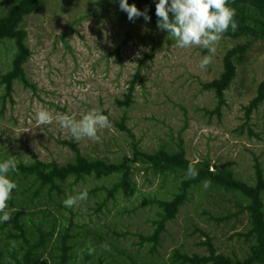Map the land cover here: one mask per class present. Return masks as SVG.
<instances>
[{"label":"rangeland","instance_id":"1","mask_svg":"<svg viewBox=\"0 0 264 264\" xmlns=\"http://www.w3.org/2000/svg\"><path fill=\"white\" fill-rule=\"evenodd\" d=\"M17 1L0 0V16ZM23 26L31 53L24 68L35 89L14 83L6 97L0 86V160L27 162L34 155L44 162L64 164L74 157L66 145L72 141L88 158L119 162L131 153L126 133L110 124L98 131V142L86 137L74 140L55 119L58 114L80 119L100 108L112 120L125 115V125L143 151L154 152L162 146L173 150L181 139L186 159L192 163L208 160L210 170L229 168L249 184L253 183L255 159L264 170L263 105L247 122L244 116V107L264 79V40L221 37L211 53L200 46L178 48L166 31L149 21L120 18L114 4L99 0H42ZM241 43L249 47L236 61V76L224 92L225 104L219 115L210 114L216 98L202 85L218 77L224 53ZM10 45L0 44V74L9 69ZM204 55L211 60L200 69ZM139 66L143 81L134 82L132 104L118 107L116 100L123 99ZM41 108L49 110L53 121L36 126ZM116 181V176L87 177L66 189L62 198L87 189L86 200L71 208L64 207L62 200L58 207H48L56 222L63 218L76 225L74 231L80 237L72 241V253L77 259L92 244L109 264H170L168 258L175 249L205 255L206 237L218 253L242 257L235 234L243 224L235 217L223 219L228 212L205 196L214 190L202 186L193 190L151 250L152 244L141 241V236L154 230L159 218L155 201L170 198L177 191V181L172 175L136 165L134 185L108 197L107 190Z\"/></svg>","mask_w":264,"mask_h":264},{"label":"trees","instance_id":"2","mask_svg":"<svg viewBox=\"0 0 264 264\" xmlns=\"http://www.w3.org/2000/svg\"><path fill=\"white\" fill-rule=\"evenodd\" d=\"M41 1L18 0L0 16V44L9 42L12 49L9 69L0 74V86L3 87L6 97H10L14 83H20L26 89H35L27 79L24 68L31 53L26 44L27 33L23 22L26 16L39 8ZM99 1L104 5L114 4L120 18L127 19L126 13L119 9L115 0ZM127 2L146 11L149 17L147 21L157 26L156 0ZM229 6L235 9L234 19L237 27L235 31L229 29L221 37L229 40L243 37L264 40V0H229ZM133 20L144 19L141 16ZM247 43L228 49L222 58L221 73L210 82L203 83V89L212 90L216 98V106L209 111L210 114H220V109L225 104L224 92L236 76V61L247 52ZM136 80L140 83L143 81L140 66L133 74L123 99L116 100L118 107L127 108L132 104V91ZM261 105L264 107V79L257 85L255 96L244 107L246 122L252 112ZM108 119L112 126L126 133L131 139L130 155H124L119 162L88 158L80 153L72 141H68L66 145L73 151L74 157L64 164L55 161L44 162L34 155L30 161L17 162V171L10 173V178L15 181L17 187L13 190L5 209L11 213L10 218L0 223V264H109L101 252L96 254L95 250L92 255H88L86 251L81 259H77V255L72 253L75 248L72 241L80 237V234L74 231L76 225L72 220L66 222L63 218L56 222L51 216L52 213L48 212V207H58L66 195V189L87 177L101 179L116 176L117 181L107 190L108 197H113L119 190L134 185L133 174L136 165H143L155 174L172 175L177 181V191L170 198L155 201L159 218L155 222L154 230L148 236H141V241L152 244L151 250L157 245L166 224L188 201L191 192L199 189L203 181L208 180L210 185L207 189L214 190V193L205 196L210 199L211 204L224 207L228 212L224 220L235 217L243 224L242 231L235 234L237 242L240 243L242 257L218 253L211 244V239L206 237L205 255H188L175 249L168 261L170 264H264V170L257 159L253 164V183L249 184L236 177L229 168L210 170L212 168L208 160L190 162L185 157L181 139L173 150L162 146L154 152L143 151L126 127L125 115H122L120 120H112L109 117ZM189 164L198 171L194 179L186 178ZM98 240L101 242L103 239L98 237ZM89 247H93L92 244ZM97 247L94 249L97 250ZM93 257H96L97 263H94Z\"/></svg>","mask_w":264,"mask_h":264},{"label":"clouds","instance_id":"3","mask_svg":"<svg viewBox=\"0 0 264 264\" xmlns=\"http://www.w3.org/2000/svg\"><path fill=\"white\" fill-rule=\"evenodd\" d=\"M121 11L126 13L127 19L143 17L145 21L149 19L147 12L138 9L134 4H129L127 0H115ZM169 13L171 15H169ZM155 15L158 17L157 27L165 30L170 38H174L178 48L189 46H200L211 53L214 45L218 42L223 33L229 29L236 30L237 24L234 19L235 9L229 6V0H156ZM211 57L204 55L199 61L200 69H204L210 63ZM81 101H86L84 96H80ZM36 126L50 124L53 116L49 110L41 108L36 113ZM56 122L63 129H67L71 138L79 140L88 138L93 142L100 141L98 131L110 126V121L103 114L102 109L94 108L84 114L80 119L74 115L58 114ZM17 171V162L12 158L0 160V223L9 220L10 212L5 211L7 202L11 199V194L17 185L10 178V173ZM186 178L194 179L198 175L197 169L189 164L186 169ZM210 181L205 180L202 187L207 189ZM88 190L83 189L76 195H70L63 199L61 203L66 208H71L79 201L87 199ZM101 247L108 250L107 244ZM94 249L89 247L87 254L92 255Z\"/></svg>","mask_w":264,"mask_h":264}]
</instances>
